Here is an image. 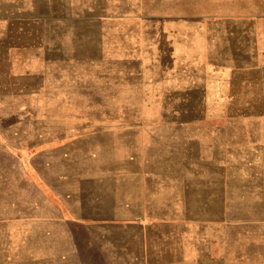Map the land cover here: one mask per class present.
<instances>
[{"label":"crops","instance_id":"0c3cea01","mask_svg":"<svg viewBox=\"0 0 264 264\" xmlns=\"http://www.w3.org/2000/svg\"><path fill=\"white\" fill-rule=\"evenodd\" d=\"M39 2L66 6L61 22L72 41L66 52L100 54L93 67L112 70L106 72L112 86L122 83L123 69L148 94L196 86L215 70H228L224 84L230 77L245 91L253 69L264 86V12L251 9L264 0H0V38L55 36L52 25L43 33L39 16L27 15L26 7ZM31 23L42 27L28 29ZM8 42L5 52L14 62L32 59L41 69L57 67L52 42ZM91 62L69 55L65 67L90 68ZM123 117L120 107L104 105L99 119L67 124L54 134L51 126L30 127L34 135L18 150V163L35 166L25 167L23 181L30 175L38 180L36 195L52 216H40L35 205L38 215L30 220L19 215L0 221V252L9 251L7 262L83 264L76 237L81 231L104 264H264V238L256 251L218 254L217 239L204 231L212 223L201 220L203 207L171 204L164 191L171 168L162 150L181 145L171 136L180 126L124 123ZM198 146L206 144L200 140ZM166 192L156 205L155 195ZM94 229L103 243L91 238Z\"/></svg>","mask_w":264,"mask_h":264},{"label":"rangeland","instance_id":"374dc122","mask_svg":"<svg viewBox=\"0 0 264 264\" xmlns=\"http://www.w3.org/2000/svg\"><path fill=\"white\" fill-rule=\"evenodd\" d=\"M35 4L26 7L27 15L39 16L43 27L41 23H31L28 29L40 26L46 33L50 30L46 26L52 25L55 36L0 38V221L19 215L30 220L38 215L35 205L40 216H52L44 199L36 195L34 186L38 180L30 175L27 182L23 181L25 167L34 170L35 166L18 163V150L21 148L22 152L26 137L34 135L30 127L51 126L56 128L52 129L54 134L67 124L81 125L85 119H99L100 107L106 105L108 109L120 107L124 123L180 126L171 130V136L178 138L181 145L162 150L170 162L171 181L164 191L170 193L171 204L203 207L201 220L212 223L204 231L217 239L218 254L229 252L237 257L244 249L256 251L264 238V86L258 84V73L251 70L252 84L245 91L241 83H230V77L229 84H224L228 70H215L201 84H188L175 93L155 90L148 94L135 78L125 74L126 69L122 70V83L112 86L106 74L112 70L93 67L99 65L96 61L100 54L66 52L72 42L65 34L64 21L61 22L65 20L66 6ZM251 9L264 12V6ZM8 40L11 44L13 40L27 41L28 46L36 40L52 42L58 48L51 54L55 56L53 62L58 61L57 67L41 69L32 59L21 64L14 62L5 52L10 45ZM69 55L70 60L85 58L94 62L90 68L65 67ZM110 94L117 100L100 99ZM137 110L142 118H136ZM200 140L206 144L203 149L198 146ZM200 163L202 169L198 167ZM167 192L154 194L156 205L166 199ZM110 234L108 238L113 240L116 234ZM76 237L83 264H104L97 257L96 247H87L83 232ZM91 238L95 243L104 241L99 229L93 230ZM0 254V264L15 263L7 262L9 251Z\"/></svg>","mask_w":264,"mask_h":264}]
</instances>
